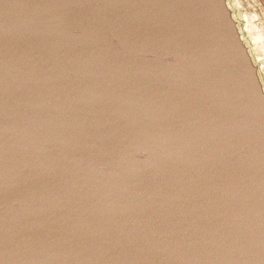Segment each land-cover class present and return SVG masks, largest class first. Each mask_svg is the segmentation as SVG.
Instances as JSON below:
<instances>
[{"label":"water","instance_id":"95a60500","mask_svg":"<svg viewBox=\"0 0 264 264\" xmlns=\"http://www.w3.org/2000/svg\"><path fill=\"white\" fill-rule=\"evenodd\" d=\"M0 264H264L227 0H0Z\"/></svg>","mask_w":264,"mask_h":264},{"label":"rangeland","instance_id":"374dc122","mask_svg":"<svg viewBox=\"0 0 264 264\" xmlns=\"http://www.w3.org/2000/svg\"><path fill=\"white\" fill-rule=\"evenodd\" d=\"M234 1V2H233ZM239 1V2H238ZM233 14H235L239 25L242 27L244 35L250 40L254 41L251 34V29L248 28L250 21H253L258 30L264 34V0H229ZM237 3V5H236ZM240 6H239V5ZM236 6V7H235ZM238 11H240L238 13ZM259 72L261 73V79L264 84V55L257 61Z\"/></svg>","mask_w":264,"mask_h":264},{"label":"bare ground","instance_id":"6f19581e","mask_svg":"<svg viewBox=\"0 0 264 264\" xmlns=\"http://www.w3.org/2000/svg\"><path fill=\"white\" fill-rule=\"evenodd\" d=\"M227 2H228L229 7L231 8V3L229 2V0H227ZM235 2H237V0H235ZM236 5H237V3H236ZM239 12L240 11H238V13ZM233 16H234L235 20L237 21L235 14H233ZM237 23H238V21H237ZM238 26H239V31H240L241 37H242L243 41L245 42V44H246V46H247V48H248V50H249V52L253 58V61L255 62V64H257L258 59H261V57L264 55V34L262 32H260L261 30L260 31L258 30V27L255 26L253 21H250V25L248 26V28L251 29V33H250L251 35L250 36L252 37V39L254 41V44H253V42L251 43V41H252L251 38L249 40L244 35L242 27L239 25V23H238ZM259 77L261 79V73L260 72H259ZM261 81H262V79H261ZM263 88H264V84H263Z\"/></svg>","mask_w":264,"mask_h":264}]
</instances>
